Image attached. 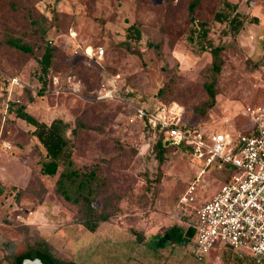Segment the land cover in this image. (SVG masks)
Returning <instances> with one entry per match:
<instances>
[{"label": "rangeland", "instance_id": "1", "mask_svg": "<svg viewBox=\"0 0 264 264\" xmlns=\"http://www.w3.org/2000/svg\"><path fill=\"white\" fill-rule=\"evenodd\" d=\"M223 1L201 0L191 16L190 0H0V264H10L35 233L58 256L80 264H258L221 246L203 263L187 245L158 252L146 246L169 227L187 232L196 209L223 180L209 169L196 201L181 205L197 167L178 148H168L159 164L151 151L154 135L128 121L130 106L161 102L173 104L179 122L196 128H248L247 110L264 103V0H225L235 5L232 13L258 18L236 36L226 22L214 21L217 12L229 11ZM29 15L46 19L45 37L55 49L45 89L37 79L41 40ZM191 18L208 27L205 41L189 35ZM131 25L141 32L140 40L126 39ZM9 38L20 39L33 53L6 44ZM211 45L222 47L223 65L215 105L198 117L191 108L207 100ZM107 88H114V98L99 100ZM160 88L168 91L165 102L156 97ZM20 105L46 124L59 118L73 128L77 118L82 121L73 160L84 172L98 171L103 185L94 206L114 213L93 232L78 222L77 206L54 193L57 175L40 173L43 152L31 134L34 128L13 113Z\"/></svg>", "mask_w": 264, "mask_h": 264}, {"label": "built area", "instance_id": "2", "mask_svg": "<svg viewBox=\"0 0 264 264\" xmlns=\"http://www.w3.org/2000/svg\"><path fill=\"white\" fill-rule=\"evenodd\" d=\"M96 54L102 56L103 49L98 47ZM113 90L102 89L98 99H113ZM171 106L161 102L150 108L130 106L128 121L149 125L166 143L186 147L197 173L180 197L181 205L196 201V188L209 169L223 180L196 209L190 255L202 263L221 246L259 264L264 258V103L247 110V129L232 132L183 125Z\"/></svg>", "mask_w": 264, "mask_h": 264}, {"label": "trees", "instance_id": "3", "mask_svg": "<svg viewBox=\"0 0 264 264\" xmlns=\"http://www.w3.org/2000/svg\"><path fill=\"white\" fill-rule=\"evenodd\" d=\"M201 0H190L188 5L189 14L192 16L195 9L199 6ZM224 8L229 10L227 13L217 12L214 15V21L217 23L226 22L228 24V31L231 35H238L245 24H257V17H250L241 15L239 13H232L235 5L228 1L222 2ZM12 11H15L17 6L9 2ZM38 21L32 15H29L27 20L31 26L36 27L37 34L41 40V55L37 60L38 63V82L42 88L45 89L48 83V76L51 73L54 60L55 49L51 41L46 39V30L42 26V22L46 19L41 17ZM192 27L189 35L195 37L198 40L205 41L208 34V27L205 23H200L198 20L191 18ZM126 39H141V32L133 25L126 29ZM126 40V41H127ZM126 41L124 42L126 45ZM6 44L14 47L15 49L22 51L26 54H32V48L23 44L20 39H7ZM207 51L211 56L210 75L211 79L205 84V91L207 94V100L199 107L193 106L191 111L198 117H204L207 110L213 108L215 105L216 89L215 82L217 76L221 72L223 65L222 59V47L219 46H207ZM42 93V91H40ZM168 91L164 88H160L156 97L160 101H166L165 95ZM146 107V106H145ZM14 108V109H13ZM13 113L16 118L24 121L26 124L32 126V136L36 141V145L43 152V159L40 162V173L44 176L57 178L54 182V193L63 198L65 201L76 205L77 220L83 227L89 232H93L100 222L108 220L114 213L109 211L107 207H103L98 211L94 204L100 194L103 182L98 177V171L92 169L89 172H84L79 169L73 160V147L74 140L79 136L83 123L80 118L76 119L75 126L73 128L62 119L55 118L49 124L38 121L34 116L26 112L25 106H14ZM150 108V107H148ZM183 125L191 126L188 122H184ZM143 129L154 135V144L152 145V154L154 159L162 164L165 161V153L168 148L183 149L187 152L186 147L183 145L174 146L163 141L161 135L157 133L156 129L150 128L149 125L143 126ZM67 132L71 135L69 137ZM60 169V170H59ZM22 193L18 191L16 197L18 198ZM193 236V230L190 228L187 232H183L182 229L176 226L169 227L164 230L163 233L148 243L146 246L154 251H162L169 246H184L189 243V239ZM136 241L138 244H143L144 239L140 234L136 235ZM226 250L236 252L230 248ZM35 258L39 259L44 264H80L74 260H66L58 256L53 247L44 238L40 237L38 233H35L30 243L18 247L14 256L9 258L10 264H22L23 262L32 261ZM203 263V262H202Z\"/></svg>", "mask_w": 264, "mask_h": 264}, {"label": "water", "instance_id": "4", "mask_svg": "<svg viewBox=\"0 0 264 264\" xmlns=\"http://www.w3.org/2000/svg\"><path fill=\"white\" fill-rule=\"evenodd\" d=\"M22 264H44V263L41 262L39 259L35 258L32 261L23 262Z\"/></svg>", "mask_w": 264, "mask_h": 264}, {"label": "crops", "instance_id": "5", "mask_svg": "<svg viewBox=\"0 0 264 264\" xmlns=\"http://www.w3.org/2000/svg\"><path fill=\"white\" fill-rule=\"evenodd\" d=\"M192 237H193V236H192ZM192 237L189 239V243L187 244V250H188V246H189V244L191 243ZM213 251H214V250H213ZM188 252H189V251H188ZM189 254H190V253H189ZM245 256H247V255H245ZM208 257H209V256H208ZM208 257H207V258H208ZM248 257H249V256H248ZM207 258H206V259H207ZM250 258H251V257H250ZM251 259L255 262V260H254L253 258H251ZM205 261H206V260H205ZM205 261H204V262H205ZM255 263H256V262H255ZM260 263H264V258L261 260Z\"/></svg>", "mask_w": 264, "mask_h": 264}]
</instances>
